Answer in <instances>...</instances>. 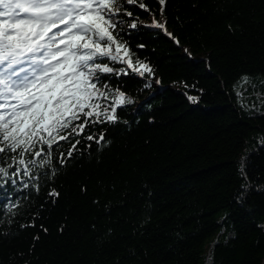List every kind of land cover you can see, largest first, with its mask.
I'll use <instances>...</instances> for the list:
<instances>
[{
  "label": "trees",
  "instance_id": "16d2710c",
  "mask_svg": "<svg viewBox=\"0 0 264 264\" xmlns=\"http://www.w3.org/2000/svg\"><path fill=\"white\" fill-rule=\"evenodd\" d=\"M139 2L119 38L152 74L108 79L133 102L105 142L0 176V264H264V0Z\"/></svg>",
  "mask_w": 264,
  "mask_h": 264
},
{
  "label": "snow or ice",
  "instance_id": "6c2138e0",
  "mask_svg": "<svg viewBox=\"0 0 264 264\" xmlns=\"http://www.w3.org/2000/svg\"><path fill=\"white\" fill-rule=\"evenodd\" d=\"M158 2L163 15L166 0ZM125 5L148 10L138 0H0V159L11 161L0 167V176L11 179L22 172L38 180L33 167H47L60 141L69 142L66 152H59L60 164L81 144L75 137L106 141L103 131L97 136L88 129L115 124L117 109L133 102L120 87L110 88L108 79L127 76L129 70L152 74L148 64L133 63L130 49L119 38L126 23L123 16L133 15ZM128 26L135 29L138 24L133 20ZM152 26L166 31L165 23L155 19ZM117 63L125 67H114ZM188 98L197 102V97ZM240 173L243 199L247 175L243 167ZM33 187L40 190L38 184ZM48 196L55 203L59 192L52 189Z\"/></svg>",
  "mask_w": 264,
  "mask_h": 264
}]
</instances>
